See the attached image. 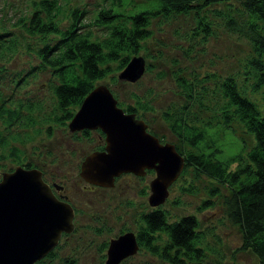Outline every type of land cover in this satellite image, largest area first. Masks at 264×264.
Here are the masks:
<instances>
[{
  "label": "rangeland",
  "instance_id": "rangeland-1",
  "mask_svg": "<svg viewBox=\"0 0 264 264\" xmlns=\"http://www.w3.org/2000/svg\"><path fill=\"white\" fill-rule=\"evenodd\" d=\"M26 0H0V22L6 24L10 32L17 36L13 51L6 50L0 56V92L4 99H20L23 104H30L29 110L21 105L24 114L31 115V121L20 115L27 125L20 126L18 135L12 138L14 144L23 149L22 163L37 165L47 181H58L62 184V192L73 205V228L63 232L52 247L53 255L42 258L38 264H103L106 242L117 236L123 229L136 230L137 216L141 211L150 208L147 195L148 183L153 175L149 169L144 173L134 174L132 171L120 172L113 179V184L101 186L81 179L78 173L80 159L95 148L101 149L105 140L102 131L97 127L81 131H69L67 120L61 122L54 114L60 111L55 106L56 100L50 89V80L55 79L50 68L37 66L38 60L33 47L40 38L25 34L19 26H10L8 20L14 19L17 12L25 8ZM64 8L68 6H84L88 19L100 4H108V0H60ZM7 3H12L10 7ZM231 5H236L234 1ZM226 5L217 4L222 11ZM213 9V8H211ZM86 21V19H84ZM161 21V22H159ZM61 19V24H66ZM191 15L187 13L170 14L167 19H153V34L143 41L138 50L147 63L139 77L133 81L127 79L109 80L106 75L98 82H107L120 107L126 103L136 105V94L144 107L137 108L138 116L146 123V127L160 137L162 141H173L179 146L171 122L165 114L182 113L187 121L196 125L216 119L215 103L220 102L215 80L219 75L233 73L238 80H243V64L251 53L244 38L220 23H209L211 30L204 40L202 34L191 35L194 29ZM63 26V25H62ZM92 37L99 38L104 33L103 26L90 27ZM51 37V35H49ZM53 38V37H52ZM112 66V64H111ZM149 68H148V67ZM185 77H194L193 98L176 84L175 71ZM117 70V69H114ZM120 70V69H119ZM25 74V75H24ZM20 75H23L19 77ZM17 80V81H16ZM245 84V83H244ZM245 94L261 104L264 91L245 90ZM12 97V98H11ZM73 105L70 111H75ZM27 112V113H26ZM201 116L206 117L205 121ZM234 129L218 122L204 128L207 137L219 146L216 152L218 159L228 158L242 149V142L249 146L252 143L250 134L240 128L239 123L232 121ZM205 137V139L207 138ZM187 146V145H184ZM8 154L0 159V175L2 169H11L19 164L18 158ZM193 168L181 166L175 178L167 186V195L158 205L167 213L168 220L177 218L183 213L193 214L199 221V229L203 231V239L209 247L201 261L196 264H257L258 260L251 250L236 249L241 241L239 229L224 214L222 195L226 187L217 184L204 174H195ZM216 185L217 192L209 193L208 187ZM193 189L188 191L185 188ZM204 198L211 199V205L200 207ZM161 240L165 233H161ZM185 263L195 264L189 259ZM117 264H166L155 253L147 251L139 245L128 256L122 257Z\"/></svg>",
  "mask_w": 264,
  "mask_h": 264
},
{
  "label": "trees",
  "instance_id": "trees-1",
  "mask_svg": "<svg viewBox=\"0 0 264 264\" xmlns=\"http://www.w3.org/2000/svg\"><path fill=\"white\" fill-rule=\"evenodd\" d=\"M232 1L237 4H229ZM7 4L14 8L12 3ZM217 4L226 5V9L222 11ZM173 12L191 15L194 24L191 35L200 33L204 40L211 31L209 23H220L221 27L239 33L251 52L243 64L242 82L233 73L219 75L215 80L220 97L219 103L214 100L215 111L219 114L216 119L199 126L188 122L182 113L171 115L165 111L164 115L178 137L179 146L174 144V147L184 158L182 167L193 168L195 174H204L227 188L222 195V206L224 214L239 229L241 241L236 249H250L258 260L256 263L264 264V98L257 104L245 94L246 89L264 91V0H108V4H100L89 19L84 6L70 5L64 12L60 0H26L25 8L8 22L10 26H19L25 34L40 38L33 53L39 59L37 66L51 69L55 81L50 80V89L60 111L54 117L64 122L71 116L70 108L78 105L96 80L104 75L109 80L118 78L116 72L123 68L126 60L133 54L141 55L138 50L143 41L153 34V19H167ZM63 18L67 21L65 25L61 24ZM93 24L104 27L99 38L91 35ZM17 40L6 24L0 22V56L6 50L13 51ZM174 79L187 97L193 98L197 94L193 91V85L197 84L194 77H185L177 69ZM1 94L0 159L10 154L11 158H18L19 165L37 167L22 163L23 149L12 141L20 126L27 125L20 115L31 121L30 112L24 114L21 111V105L30 111V104H23L20 99H4ZM134 96L137 97L136 105L126 103L123 108L136 117L139 115L136 106L143 108L144 105L139 96ZM201 119L205 121L206 117L201 116ZM233 120L250 134L252 143L247 146L240 138L243 146L239 152L218 159L219 146L207 137L204 128L218 122L232 130ZM42 178L47 180L45 175ZM217 189L213 185L207 191L214 194ZM211 202L204 198L200 207L211 205ZM166 213L155 205L139 213L137 229L133 230L137 244L144 245L148 252L157 254L166 264H189L185 263L187 259L199 263L206 254L204 250L209 247L202 241L199 221L187 213L168 220ZM161 233H165L162 241ZM52 250L33 264L52 256ZM61 264H71V261Z\"/></svg>",
  "mask_w": 264,
  "mask_h": 264
},
{
  "label": "water",
  "instance_id": "water-1",
  "mask_svg": "<svg viewBox=\"0 0 264 264\" xmlns=\"http://www.w3.org/2000/svg\"><path fill=\"white\" fill-rule=\"evenodd\" d=\"M142 55L133 54L116 72L120 79L134 80L145 66ZM106 83H95L85 92L68 119L67 128L97 126L104 144L80 160L78 173L84 181L113 184L120 172L134 174L154 169L148 183L149 205L161 203L168 184L181 170L183 157L172 141H161L151 133L140 117L124 111L116 103ZM0 264H33L56 244L60 233L73 228V206L53 193L61 187L44 179L36 167L14 164L0 176ZM103 264H117L138 246L131 230L108 239Z\"/></svg>",
  "mask_w": 264,
  "mask_h": 264
},
{
  "label": "flooded vegetation",
  "instance_id": "flooded-vegetation-1",
  "mask_svg": "<svg viewBox=\"0 0 264 264\" xmlns=\"http://www.w3.org/2000/svg\"><path fill=\"white\" fill-rule=\"evenodd\" d=\"M68 130H69V129H68ZM76 130H77V131H81V132H83V134H84L85 132H87L86 128H85L84 130H83V129H77V128H74L73 130H69V131H72V132H73V131H76ZM100 131H101V130H100ZM102 136H103V134H102ZM55 182L58 183V181H56V180H54V181H53V180H52V181H48L49 184H51V183H55ZM58 184L61 185V187H62V184H60V183H58ZM61 187H52V191H53L54 194H56V195H58V196H60V197H62V195H63V196H65V199H67V197H66L67 195H65V194L62 192V190H61L62 188H61ZM67 200H68V199H67ZM68 201H69V200H68ZM69 202H70V201H69ZM70 205H71V203H70ZM72 206H73V205H72ZM73 207H74V206H73ZM73 207H72V208H73ZM72 222H73V221H72ZM62 233H63V232H62ZM60 234H61V233H60ZM107 242H108V241H107ZM107 242H106V245H107ZM106 245H105V246H106ZM106 248H107V246H106ZM106 248H105V249H106Z\"/></svg>",
  "mask_w": 264,
  "mask_h": 264
}]
</instances>
